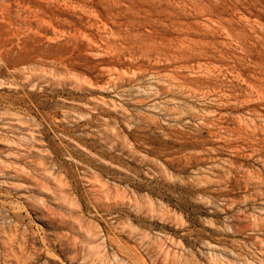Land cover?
I'll use <instances>...</instances> for the list:
<instances>
[{"label":"rangeland","instance_id":"obj_1","mask_svg":"<svg viewBox=\"0 0 264 264\" xmlns=\"http://www.w3.org/2000/svg\"><path fill=\"white\" fill-rule=\"evenodd\" d=\"M0 264H264V0H0Z\"/></svg>","mask_w":264,"mask_h":264},{"label":"bare ground","instance_id":"obj_2","mask_svg":"<svg viewBox=\"0 0 264 264\" xmlns=\"http://www.w3.org/2000/svg\"><path fill=\"white\" fill-rule=\"evenodd\" d=\"M137 204H138V203H137ZM140 206H141V205H140ZM140 206H139V207H140Z\"/></svg>","mask_w":264,"mask_h":264}]
</instances>
